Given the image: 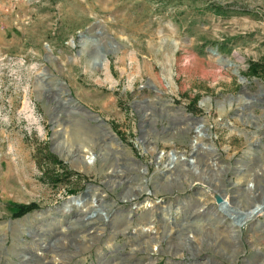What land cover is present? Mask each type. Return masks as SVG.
Here are the masks:
<instances>
[{
    "label": "rangeland",
    "instance_id": "374dc122",
    "mask_svg": "<svg viewBox=\"0 0 264 264\" xmlns=\"http://www.w3.org/2000/svg\"><path fill=\"white\" fill-rule=\"evenodd\" d=\"M263 69L264 0H0V264H264Z\"/></svg>",
    "mask_w": 264,
    "mask_h": 264
},
{
    "label": "bare ground",
    "instance_id": "6f19581e",
    "mask_svg": "<svg viewBox=\"0 0 264 264\" xmlns=\"http://www.w3.org/2000/svg\"><path fill=\"white\" fill-rule=\"evenodd\" d=\"M222 60V59H221ZM224 60V59H223ZM223 62H228L226 60H224ZM229 66V65H228ZM231 66V65H230ZM198 128V127H197ZM109 135H110V132H108ZM202 132L201 130L199 129L198 131V134L200 135ZM199 138H197L196 142H195V148L196 151L194 152V156L190 159V161L186 162V163H182L181 164V160H183L182 156L181 155H177V154H173V155H170L169 156V161L170 162H167L165 165V167L168 169H172V168H182L183 170L185 169L186 167V171H185V180L188 181V179L190 178V176H192L193 174H197V175H201V174H204L205 173V169L204 167H212V163L214 162H211V164H209V155L210 153L208 152V157L206 159V161H204L203 163H199L198 162V157L200 156V149L203 148V147H200V145L202 146V143H200V140L198 141ZM162 154H160L159 156H157L156 158V164H159L161 162V156ZM177 165V166H176ZM201 166V167H200ZM145 171L147 170L146 167L143 168ZM172 185V184H171ZM255 193V192H254ZM255 197V194L253 195ZM256 197L260 198L261 199V195H257ZM225 198V196H224ZM207 200V199H205ZM83 198H72L70 199L68 202H66L65 204H63L62 206V210H67V209H71L72 206H76L78 208H81L82 205H83ZM91 201H94V199H92ZM228 200L225 201V203H228L227 202ZM207 203L205 202H201V207L200 208H196L195 210H193V212H196L197 214L200 213V209H202L203 207H205L204 205H206ZM206 208V207H205ZM223 208V206H219L218 208H215V209H205L204 212L202 213L203 215H206L207 218H211L213 215H221L223 212L221 211ZM249 208V207H248ZM146 209L148 211L152 210L153 209V205H152V202L150 201H146ZM250 210H246V209H243L244 211L241 212V214H238V216H236L234 214V212H229V213H226L224 214L223 216H228V219H229V224H230V227L232 228V230H238L242 227V225H244L246 222L248 221H251L253 219H255L257 216L263 214L264 215V199L260 200L258 203H254V205L249 208ZM179 210V206H176L175 207V211H178ZM212 210V211H211ZM170 212V205H167V206H164L161 208V211L159 213V215L161 217H164L166 214H169ZM201 214V213H200ZM201 214V215H202ZM155 216L153 214H150L149 218L146 219V223H143L138 231L140 233L142 232H145L146 233V236H148L149 238V243H156V245L154 246H157L158 242H159V238L158 236L160 235V232H159V229H155L153 228V226L151 225V223L155 220L154 219ZM169 228V227H168ZM172 230V229H171ZM187 238V236H186ZM148 243V242H147ZM171 246H174L173 243ZM176 246H182V245H177L176 243Z\"/></svg>",
    "mask_w": 264,
    "mask_h": 264
},
{
    "label": "water",
    "instance_id": "95a60500",
    "mask_svg": "<svg viewBox=\"0 0 264 264\" xmlns=\"http://www.w3.org/2000/svg\"><path fill=\"white\" fill-rule=\"evenodd\" d=\"M96 33H98V34H100V32L99 31H97ZM89 39H92V40H94V41H96V38L95 37H93V36H87ZM100 50L102 51V49L100 48ZM211 51H212V49H210ZM213 51H215V50H213ZM110 51L109 50H103L102 52H101V54H100V58L101 59H106V57H107V54L109 53ZM98 64H100V61L98 62ZM37 77L38 78H43V73H40V74H38L37 75ZM56 102L57 103H59V100H56ZM60 104H62L61 102H60ZM55 106H56V108H59L60 106H58V104H55ZM85 111H87V112H89L87 109H84ZM188 115H189V113H188ZM53 116H55V114L53 113ZM193 118L194 119H196V120H200L201 118H199V117H195V116H193ZM51 122L52 123H55V121L54 120H51ZM139 161V160H138ZM140 162V161H139ZM141 163V162H140ZM142 165H144V166H146V164H144V163H142ZM145 185V184H144ZM145 187H146V185H145ZM146 190H147V193L149 194L150 193V190L149 189H147V187H146ZM86 192V191H85ZM84 194V193H83ZM78 196V195H77ZM77 196H74V197H77ZM224 197H223V195H221V194H215V200H216V203L217 204H219V205H226V203H224ZM156 201H162V200H156ZM95 212L96 211H94V212H92L88 217H91V216H93L94 214H95Z\"/></svg>",
    "mask_w": 264,
    "mask_h": 264
},
{
    "label": "trees",
    "instance_id": "16d2710c",
    "mask_svg": "<svg viewBox=\"0 0 264 264\" xmlns=\"http://www.w3.org/2000/svg\"><path fill=\"white\" fill-rule=\"evenodd\" d=\"M261 64L260 63H251L250 65V70H253L254 73L258 72V67H260ZM262 72L264 73V69L262 70ZM35 208H37V205L35 204V202H30L27 204H15L14 205V212H13V216H21L31 210H34Z\"/></svg>",
    "mask_w": 264,
    "mask_h": 264
},
{
    "label": "flooded vegetation",
    "instance_id": "af4514ba",
    "mask_svg": "<svg viewBox=\"0 0 264 264\" xmlns=\"http://www.w3.org/2000/svg\"><path fill=\"white\" fill-rule=\"evenodd\" d=\"M178 198H181V197L178 196ZM178 198H176V199H178ZM188 198H189V197H188ZM181 199H182V198H181ZM183 204H184V203H183ZM192 204L195 205L194 203H190L189 206L192 207V206H193ZM215 204H216L218 207L221 206V205H219V204H217V203H215ZM223 206H225V205H223ZM185 208L187 209V211L190 210V207H185ZM224 208H225V207H224ZM190 218L192 219V216H191ZM170 219H171V218H170ZM192 220H193V219H192ZM192 220H191V221H192ZM233 254H235V253H233ZM232 256H233V255H232ZM198 257H199V256L196 254V252H194V253L192 254V256H191L192 261L195 262V263L198 262V260H197ZM207 257H208V256H207ZM230 257H231V254H227L224 258L228 260ZM210 259H211V258L208 257V261H210Z\"/></svg>",
    "mask_w": 264,
    "mask_h": 264
}]
</instances>
